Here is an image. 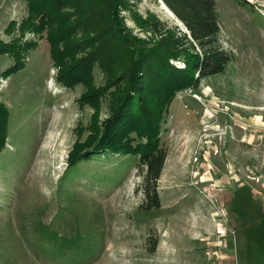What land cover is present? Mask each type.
Masks as SVG:
<instances>
[{"label":"rangeland","instance_id":"rangeland-1","mask_svg":"<svg viewBox=\"0 0 264 264\" xmlns=\"http://www.w3.org/2000/svg\"><path fill=\"white\" fill-rule=\"evenodd\" d=\"M65 1L56 28L62 34L74 23L72 46L85 37L104 42L119 26L146 40L151 21L184 30L161 0H114L112 28L88 0ZM214 3L219 43L232 61L179 91L164 113L158 136L166 158L153 210L145 209L137 156L105 152L67 166L74 146L108 117L129 66L123 43L102 56L110 75L95 62L91 82L65 88L45 35L16 33L36 46L14 74L6 72L13 58L0 55V104L9 113L0 151V264H264V0ZM26 17L24 0H0V40L9 41V22L17 27ZM93 46L65 61L83 59ZM97 88L102 95L88 104Z\"/></svg>","mask_w":264,"mask_h":264},{"label":"trees","instance_id":"trees-1","mask_svg":"<svg viewBox=\"0 0 264 264\" xmlns=\"http://www.w3.org/2000/svg\"><path fill=\"white\" fill-rule=\"evenodd\" d=\"M24 1L27 17L17 27L13 21L9 22L4 33L10 39L8 42L0 40V55L8 54L14 61L6 71L8 74L22 70L27 53L36 46L31 41L22 42L15 37L16 33L20 37L27 31L45 35L51 60L58 68L56 80L65 88L91 82L95 62L110 75L102 56L123 43V55L129 60V66L125 67L119 77L118 92L108 117L98 126L94 124L92 136L85 143L74 146L67 166L105 152L137 156V172L142 173L143 195L147 203L145 209H158L157 181L166 158L158 136L163 115L179 91L193 89L201 79L222 74L232 61L231 54L225 52L219 43V22L214 0H161L184 30L177 26L168 27L163 22L151 21L148 25L152 37L146 40L131 37L119 26L116 27L113 38L100 42L101 37L84 36L83 41L77 40L80 41L78 45L72 46L69 43L72 47L66 42L69 41V33L75 29H69V26L74 23L69 22L71 25L62 34L56 28L59 25L56 14L69 7L65 0ZM69 1L76 2L77 7L84 4V0ZM113 2L114 0H88L85 5L91 10L103 12L107 18L105 24L112 28L115 22ZM83 25L85 26L84 23ZM83 25L81 22L77 28L84 35L86 30ZM103 35L107 34L101 33L100 36ZM60 43L63 45L61 49L57 48ZM94 44L97 47L83 59L77 62H73V58L68 63L65 61L73 53L83 51L84 47H94ZM111 58L116 61L114 57ZM100 90L101 88H97L87 96L88 104L93 105L96 96L102 95ZM8 116V109L1 103L0 151L5 145Z\"/></svg>","mask_w":264,"mask_h":264},{"label":"water","instance_id":"water-1","mask_svg":"<svg viewBox=\"0 0 264 264\" xmlns=\"http://www.w3.org/2000/svg\"><path fill=\"white\" fill-rule=\"evenodd\" d=\"M162 2V1H161ZM163 4V3H162ZM164 5V4H163ZM165 6V5H164ZM166 7V6H165ZM167 8V7H166ZM169 11V10H168ZM170 12V11H169ZM171 13V12H170ZM179 22V21H178Z\"/></svg>","mask_w":264,"mask_h":264}]
</instances>
